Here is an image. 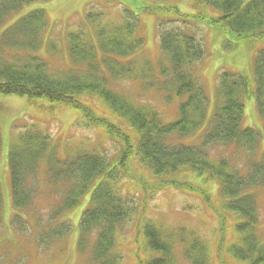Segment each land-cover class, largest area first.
<instances>
[{"label": "trees", "instance_id": "16d2710c", "mask_svg": "<svg viewBox=\"0 0 264 264\" xmlns=\"http://www.w3.org/2000/svg\"><path fill=\"white\" fill-rule=\"evenodd\" d=\"M30 1L33 0H0V27L10 14ZM108 1L131 7L124 8L128 13L115 23L111 33L99 26L101 23L106 27V22L109 23V20L103 19L105 23L100 20L104 13L89 11L87 24L94 23L89 25L94 28L95 41L84 42L83 30L69 31L66 40L72 68L65 71L50 68L33 54L43 43L46 19L42 10L18 19L0 36V95H14L28 101L45 100L74 109L86 127L104 129L107 138L118 147L112 161L97 154L95 148L76 151L67 147L69 156L61 159L53 139L45 133L32 129L20 132L11 143L8 159L12 203L17 209L13 225L27 231L20 222L21 214L31 207L39 193L41 202L37 203L45 202L43 216L47 224L36 231V226L27 221L29 228L35 230L42 245L61 239L63 230L69 229L65 221H60L62 216L76 207L93 187L88 208L79 222L77 251L83 252L94 236L93 264H123L122 254L115 252L116 232L121 234L120 224L130 216L126 214L124 201L115 196L120 179L117 166L125 158L136 159L160 178L148 186V191L143 190L146 201L153 190L174 188L195 192L202 205L210 207L211 192L205 190L204 184L216 187L221 201L219 213L210 207L216 217L215 246L212 240H205L193 230L146 219L141 227L145 256H138L139 261L143 260L139 264H178L180 260L187 264H218L223 260L228 264H264V241L258 232V207L252 194L264 188V160L258 150L260 134L250 127H242L244 100L251 96L264 120V48L254 58L252 76L220 73L214 88L211 127L202 144L175 140V137H188L207 114L208 99L196 68L204 55V46L200 37L192 33V26L212 28L221 36L227 50H234L241 43L264 41V0H192L195 12L191 14L170 6L168 2L172 0ZM132 7L134 10H129ZM207 8L218 14H205ZM171 9L175 10L176 17L167 19ZM136 10L157 14L161 17L157 20L163 23H180L173 30L160 32V52L150 59L152 66L149 61L144 63L141 74L144 81L155 79L153 82L158 85L154 87L184 99L172 122H164L150 107H136L124 93H116L109 87L107 75L119 81L132 73L133 62H121L119 58L132 56L136 48L142 47L137 34L132 32L139 19ZM127 31L132 35L126 40L130 44L125 48L119 36ZM131 47L134 48L130 50ZM48 49L52 50L50 46ZM92 100L105 105L109 113L96 114V108L90 104ZM207 144L222 146L226 156L211 158L205 149ZM38 168L43 173L39 178ZM187 175L196 185L184 180ZM230 239L234 242L228 243Z\"/></svg>", "mask_w": 264, "mask_h": 264}, {"label": "rangeland", "instance_id": "374dc122", "mask_svg": "<svg viewBox=\"0 0 264 264\" xmlns=\"http://www.w3.org/2000/svg\"><path fill=\"white\" fill-rule=\"evenodd\" d=\"M191 2L192 0H172L168 4L177 8L181 13L191 14L195 12ZM127 6L130 5L127 4ZM126 7L122 6L119 1L110 2L108 0H33L25 4L21 10L8 16L5 23L0 27V36L7 27L18 19L35 10H42L46 19L43 43L40 49L33 54L46 62L50 68L65 71L72 68L66 34L69 31L79 32L83 30L84 34L81 37L84 42L90 43L91 39L95 41L94 28L90 27L89 24L91 23L87 24V13L89 11H102L104 16H101L100 20L106 19L109 20V23L106 22V27L101 23L99 26L111 33L115 23L122 15L128 13L124 11ZM132 8L129 10H134ZM204 12L209 16L218 14L212 8H207ZM136 13L139 19L132 32L137 34L142 47L133 51V57L119 58L121 62H133V66L130 68L132 73H130L129 78H121L119 81L107 75L109 87L113 88L116 93H124V96H128V99L136 107H150L162 116L164 122H172L176 120L179 103L184 99L177 98L173 92L154 87L153 85H158L153 82L156 80L148 78L144 81L141 74L144 72V63L149 61L152 66L150 59H153L160 52V32L173 30L180 23H171L168 20V22L163 23L157 20L161 18L159 15L147 14L141 10H136ZM175 17V10H169L166 18ZM103 23H105L104 20ZM91 26H94V23ZM192 27L194 31L192 33L200 37L204 46V55L196 68H198L199 83L204 88L208 99L207 114L204 122L197 126L188 137H175V140L184 144L200 146L205 133L211 127L215 108L214 88L220 73L228 71L252 76L254 58L257 52L264 48V41L248 45L241 43L236 49L227 50L222 45L221 36L212 28L204 25ZM132 32H123L119 36L125 48L130 44L126 40L132 35ZM47 43L52 50L48 49ZM133 48L131 47L130 50ZM98 53L101 55L99 50ZM4 58L9 60L10 57L4 55ZM136 72H140V75ZM90 104L96 108L97 111L95 112L99 116H105L109 113L105 105L96 100H92ZM242 120L243 128L250 127L260 134L258 150L264 160V120L258 111L253 96L244 100ZM33 124L35 125L32 126ZM31 126L32 128H30ZM30 129L34 132L38 130L41 134L45 133L52 138L53 146H55L58 157L61 159L69 156L66 154L67 147H69L68 150L77 149L76 151L95 148L97 154L104 156L107 160H111L118 151V147L107 138L104 129L86 127L79 113L74 109L52 104L45 100L28 101L26 98L14 95H0V264H93L91 259L94 236L83 252L78 253L76 248L79 237L78 223L81 214L88 208L93 187L84 194L76 207L66 211L62 216L60 221L67 222L69 229L63 230L62 237H64L61 239L47 241L44 243L45 245H42L35 238V230L27 226L28 223L34 224L36 231L46 227L47 220L43 216L46 210L45 202L43 201L38 205L39 193H37L31 207L21 214L20 222L26 228L28 227L27 231L25 232V230L13 225L15 218H17L15 217L17 209L13 206L11 197L9 150L11 143L21 135L20 132ZM205 149L211 158L226 156L220 145L207 144ZM99 155L97 156L101 158ZM117 170L120 179L115 196L124 201L126 214L130 216L129 219L121 222V234L116 232L118 239L116 240L115 252L122 254L123 264H139L143 261H139L138 256L140 258L145 256L141 227L144 226L146 219L163 223L166 226L172 225L173 228L184 227L193 230L205 240H212L213 246H215L216 237L213 236V232L216 227V217L210 207L216 213L220 212L221 201L215 190L216 187L204 184L205 190L208 193L211 192V200H208L210 207L206 204L202 205L195 192L174 188L161 192L153 190L148 194L151 198L146 201L142 194L143 190H147L148 186L158 182L160 178L152 175L136 159L125 158L124 162L117 166ZM42 174L41 169L38 168V178ZM112 175L116 176V173L113 172ZM174 176L176 175H172V177ZM184 180L196 185L190 175L185 176ZM252 194L255 196L258 206V232L261 233L264 241V188L256 189ZM39 201L41 202V200ZM233 242L232 239L228 240V243ZM178 264L187 263L180 260ZM218 264H228V262L223 260L219 261Z\"/></svg>", "mask_w": 264, "mask_h": 264}]
</instances>
